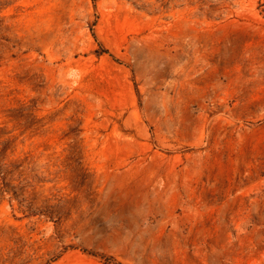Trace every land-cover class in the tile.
I'll return each mask as SVG.
<instances>
[{
	"label": "rangeland",
	"instance_id": "obj_1",
	"mask_svg": "<svg viewBox=\"0 0 264 264\" xmlns=\"http://www.w3.org/2000/svg\"><path fill=\"white\" fill-rule=\"evenodd\" d=\"M0 264H264V0H0Z\"/></svg>",
	"mask_w": 264,
	"mask_h": 264
},
{
	"label": "trees",
	"instance_id": "obj_2",
	"mask_svg": "<svg viewBox=\"0 0 264 264\" xmlns=\"http://www.w3.org/2000/svg\"><path fill=\"white\" fill-rule=\"evenodd\" d=\"M91 254H93V253H91Z\"/></svg>",
	"mask_w": 264,
	"mask_h": 264
}]
</instances>
